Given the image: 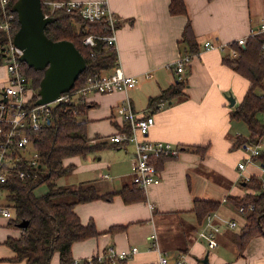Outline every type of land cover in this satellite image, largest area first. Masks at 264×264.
<instances>
[{"label":"crops","instance_id":"1","mask_svg":"<svg viewBox=\"0 0 264 264\" xmlns=\"http://www.w3.org/2000/svg\"><path fill=\"white\" fill-rule=\"evenodd\" d=\"M169 1L107 0L116 19V64L126 75L136 78V85L127 93H89L81 101L89 106L84 116L87 137L99 138L94 143H112L108 136L123 124L117 107L128 96L137 115L154 118L148 140L169 142L183 149L177 157L163 163L158 172L159 183L147 188L145 201L125 204L119 195H113L109 201L77 204L74 212L80 222L85 225L92 221L99 235L74 242L72 257L82 260L109 249L118 254L137 247V252L121 264H158L160 252L166 253L169 264H175L180 255L185 264H200L204 256L208 264H264V238H252L239 252L234 229L226 227L217 235L218 247L208 251L205 242L196 236L203 223H197L192 211L194 200L215 201L220 203L217 213L233 220L232 209H239L227 198H241L251 192L244 187L245 176H262L260 164L253 158L245 164L244 171L237 168L247 154L243 145L232 147L240 131L239 121L231 120L230 112L242 100L249 82L223 64L222 57L230 52L229 43L258 28L264 19V0H182L184 14H171ZM187 21L199 49L186 66L185 95L149 107L150 98L175 83V74L168 65L186 49L181 34ZM206 42L210 43L208 48L204 46ZM7 78L6 67L0 65V95ZM228 95L235 100L232 107ZM119 144L95 151L93 156L65 160V164L75 165L68 174L71 185L75 181L91 184L99 194L131 187L134 147L130 143ZM194 146H207V151L202 156L186 149ZM77 159L82 164L76 166ZM82 174H86L84 179H78ZM8 219L0 215V264H24L9 260L15 254L5 241L18 238L20 232L7 227ZM153 234L160 252L153 248ZM230 243L234 250L231 253ZM50 264H59L57 253Z\"/></svg>","mask_w":264,"mask_h":264},{"label":"trees","instance_id":"2","mask_svg":"<svg viewBox=\"0 0 264 264\" xmlns=\"http://www.w3.org/2000/svg\"><path fill=\"white\" fill-rule=\"evenodd\" d=\"M43 1L68 0H40V2L43 14L54 18L44 27L45 35L52 41H70L85 61V69L77 77L71 91L81 88L91 74L109 71L116 65L115 50L106 42L98 41L92 48L82 44L83 39L88 35L99 37L110 34L103 21H86L77 10L62 9L50 13L42 4ZM14 2L15 0H12L8 6L9 12ZM168 9L171 14L185 13L182 0H170ZM13 16L11 34L18 29L16 14L13 13ZM181 37V42L186 45L182 55L195 54L199 45L189 21L185 23ZM6 40V34L0 31V45L5 44ZM263 44L264 34L249 37L244 46L234 41L228 44L230 52L223 54L222 57L223 64L249 82L242 100L230 112L231 120L244 123L248 136L237 137L232 147H240L245 143L263 144L260 153L253 157L260 165H264V124L257 116L264 112V55L261 51ZM91 53L93 56L90 55ZM20 68L35 92L29 101V104H34L43 71L34 70L23 62H20ZM186 85V80H175L173 85L148 100L149 107L155 108L158 104L165 103L174 97L184 96ZM88 107L87 103L82 101L56 103L50 109L49 123L29 133L30 141L38 152L41 165L27 170L28 178L22 180L14 178L0 185L4 191L2 204L10 209L11 216L7 221V227L20 232L18 238H7L5 241V245L15 254L9 259L12 262L50 264L53 254L57 253L59 264H100L95 258L75 260L72 257L71 245L74 242L99 235L92 221L85 225L80 222L74 207L94 200L109 201L113 195H119L125 204L143 202L146 199L144 192L133 183L131 187L124 186L119 192L106 194H99L91 184L72 186L58 183L60 178L70 174L75 167L73 164H65V160L73 157L85 158L100 149L120 145L119 143L107 144L104 141L94 143L93 141L99 138L87 137V120L84 116ZM118 131H127L124 123ZM181 149L183 148L180 147V152ZM186 149L203 156L207 146ZM174 158L162 156L155 159L157 171H160L165 161ZM39 186H45V192L36 195L34 190ZM244 187L251 192L241 198H227L236 209L242 207L241 213L245 215L240 232L234 235L239 252L243 251L252 238L264 237V187L260 177L251 176L248 181H245ZM219 204L215 201L194 200L192 211L197 223L201 225L209 212L217 211ZM258 217L259 220H257ZM22 221L28 222L26 228L17 226ZM112 230L114 228H111ZM122 260H117L116 264H121Z\"/></svg>","mask_w":264,"mask_h":264},{"label":"built area","instance_id":"3","mask_svg":"<svg viewBox=\"0 0 264 264\" xmlns=\"http://www.w3.org/2000/svg\"><path fill=\"white\" fill-rule=\"evenodd\" d=\"M12 0H0V12L2 22L0 23V31L6 34L7 40L5 44L0 45V61L4 63L7 71V85L3 88L4 101H0V185L17 179L28 178L27 170H31L40 166L38 152L34 149L29 133L41 128L44 124L49 123L50 109L61 101L81 102V98L89 93L109 94L112 92H124L135 87L136 78L126 75L122 68L116 64L110 71L101 72L99 74H91L85 84L74 91L71 89L60 94L53 102L35 105L29 104L32 96L35 94L31 88L29 81L24 76L20 68V56L22 51L13 44V28L14 16L13 12L8 11V6ZM42 4L46 9L53 13L56 10L65 9L77 10L80 16L89 22L103 21L107 26L110 34L107 36H86L82 44L89 48L95 47L98 41L106 42L107 45L115 48V32L116 19L111 12L107 0H68V1H43ZM46 17L50 16L44 14ZM264 34V19L258 25L257 29L249 30V35L238 39L237 44L244 46L249 37ZM205 48L210 43L204 44ZM264 55V44L261 48ZM93 56V53L90 54ZM192 55H182L176 59L168 67L173 69L176 81H184L186 66L188 65ZM72 97H76L73 100ZM3 98L0 95V99ZM35 103V102H34ZM117 113L122 118V122L127 131H117L108 136V141L112 143H130L134 147V160L131 165V180L143 192L148 187L159 183L158 171L155 167L154 160L159 157H177L180 153L178 145L162 141H150L147 134L150 127L154 123L152 115L139 116L132 108L131 101L125 96L117 107ZM262 144L245 143L246 158L237 164L240 171H244L245 164L250 162L253 157L257 156L262 149ZM261 170V184L264 187V166ZM250 176H245L248 181ZM4 195V191L0 188V200ZM150 208L152 206L148 205ZM243 208H239L242 212ZM0 215L4 218H10V209L0 202ZM223 227L234 229L236 223L221 217L217 211L209 212L205 218L202 227L197 232V238L203 240L208 251L218 247L217 235ZM154 239L153 248L160 252L156 235H152ZM137 247H131L129 250L121 251L114 254L111 249L106 253L93 255L87 260L95 258L100 264H116L117 260L125 259L137 252ZM158 264H169L166 253L160 252ZM175 264H185L183 255H180Z\"/></svg>","mask_w":264,"mask_h":264},{"label":"water","instance_id":"4","mask_svg":"<svg viewBox=\"0 0 264 264\" xmlns=\"http://www.w3.org/2000/svg\"><path fill=\"white\" fill-rule=\"evenodd\" d=\"M11 12L16 14L18 23L12 41L22 51L20 62L34 70L43 71L34 104L51 103L60 94L73 88L77 77L85 69V61L70 41H52L45 35L44 27L54 18L43 14L40 0H15ZM1 95L3 98L0 101H4V93ZM227 100L232 107L234 98L228 95ZM27 224V221H22L17 226L26 228ZM199 263L208 264L207 256Z\"/></svg>","mask_w":264,"mask_h":264},{"label":"rangeland","instance_id":"5","mask_svg":"<svg viewBox=\"0 0 264 264\" xmlns=\"http://www.w3.org/2000/svg\"><path fill=\"white\" fill-rule=\"evenodd\" d=\"M0 65H1V66H5L4 63H2V62L0 63ZM72 99H73V100H76V97H72ZM257 118L259 119V121H260L262 124H264V112L258 114ZM238 124H239L238 130L240 131L239 135L242 136V137H247V136H248V130H247V127H246V126L244 125V123H242V122H241V123L238 122ZM262 145H263V144H262ZM260 151H261V149H260ZM91 156H93V154H92ZM78 163H79V164H82V160H81V159H77V163H75L76 166H78ZM74 166H75V165H74ZM80 166H81V165H80ZM80 166H79V167H80ZM74 169H75V167H74ZM85 176H86V174L79 175V176H78V179H84ZM78 181H79V180H78ZM58 183H59L60 185H71V175L64 176V177L60 178V180L58 181ZM73 183H74L73 186H77V185L79 184V182H77V181H75V182H73ZM82 183H87V182H82ZM44 192H45V186H39L38 188H36V189L34 190V193H35L36 195H41V194L44 193ZM0 202L2 203V200H0ZM3 203H4V202H3ZM231 216H232L233 220H234L235 223H236V227L234 228V231L232 232V234H233V233L237 234V233L240 232V229H241L242 225L244 224V217H245V215H244L243 213H240V212H238V211L232 209V214H231ZM257 237H259V238H261V237L264 238L263 236H257ZM219 250H220V249H219ZM219 250H214L213 252L218 253ZM228 250L230 251V253L234 251V250H233V245H232L231 243H230V245H229V249H228ZM213 252H212V253H213Z\"/></svg>","mask_w":264,"mask_h":264}]
</instances>
